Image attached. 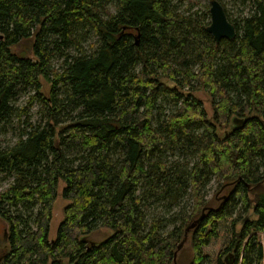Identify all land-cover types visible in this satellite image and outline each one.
<instances>
[{"label": "trees", "instance_id": "16d2710c", "mask_svg": "<svg viewBox=\"0 0 264 264\" xmlns=\"http://www.w3.org/2000/svg\"><path fill=\"white\" fill-rule=\"evenodd\" d=\"M246 1L217 43L173 0H0V264H177L203 212L186 264H264V0Z\"/></svg>", "mask_w": 264, "mask_h": 264}, {"label": "rangeland", "instance_id": "374dc122", "mask_svg": "<svg viewBox=\"0 0 264 264\" xmlns=\"http://www.w3.org/2000/svg\"><path fill=\"white\" fill-rule=\"evenodd\" d=\"M221 3L226 7L227 9V14L229 17H231L233 20L238 19L244 14L250 12L251 10V4L248 1L243 0H220ZM175 4L178 5V8L182 10L183 12H191L196 14L198 17H206L205 12H209L207 21H211V14H210V5H211V0H173ZM88 46V45H87ZM43 80V78H42ZM167 85H169V82L167 80L164 81ZM43 87L42 91L47 92L50 89V83L46 80L42 81ZM29 92H21L17 97H16V104L22 105L25 103L27 100L28 96L30 95ZM196 96L199 97L203 103L204 107L208 110V115L211 117L212 115V104L210 101V96L208 93L204 90L196 91L195 92ZM160 104L163 106H167L168 101L166 99H160ZM31 116L33 119L37 120L39 119L38 113H37V107L31 109ZM232 124H237V121H232ZM17 125V122H16ZM15 124H12L11 126H8L7 131L4 132L3 130L0 129V144L2 146L12 143L16 140L15 137ZM167 160L170 162H175V161H186L188 162H193V157L191 156H183V155H178V156H166ZM9 178L6 177V175L3 172H0V191L6 188L8 185ZM65 186V181L60 179L59 184H58V192H57V198L54 202L53 205V216L52 220L50 222V232H49V238L51 240H54L57 236V230L60 222L62 221L64 217V207L65 205L69 202L68 199H65L62 195V190L63 187ZM217 188V184L214 180H211L208 185L204 188L205 189V194L206 198L209 199L214 191ZM262 192H264V186L260 188ZM190 195H191V190L187 189V191L184 193V196L181 198V200L175 205L177 208H181L183 206H192L191 200H190ZM176 209V208H175ZM173 209V210H175ZM165 210V206L161 203H153L151 206L150 214L154 213H159L161 214L160 216L167 215L163 211ZM168 216V215H167ZM4 225L0 220V240H3V233H4ZM112 234V229L106 228V227H101L96 229L94 232H92L90 236V240L94 242H101L105 238L109 237ZM189 237V238H188ZM183 244L185 245V248L183 250L178 251L177 253V264H186L188 260L192 258V243L190 241V236L187 235L186 239L183 241Z\"/></svg>", "mask_w": 264, "mask_h": 264}, {"label": "water", "instance_id": "95a60500", "mask_svg": "<svg viewBox=\"0 0 264 264\" xmlns=\"http://www.w3.org/2000/svg\"><path fill=\"white\" fill-rule=\"evenodd\" d=\"M210 14H211V22L207 26V30L213 34L215 41L217 43H219L222 40V38L233 39L236 36V27L228 19L225 8L223 7V5L219 0H211ZM0 103H1V99H0ZM234 120L237 121V124L235 125H238L241 122H244L245 118H234ZM203 213L200 216V218L203 217ZM250 213H252V210L250 211ZM200 218L193 221L189 226L186 227L184 240L186 239L189 230L197 224Z\"/></svg>", "mask_w": 264, "mask_h": 264}, {"label": "bare ground", "instance_id": "6f19581e", "mask_svg": "<svg viewBox=\"0 0 264 264\" xmlns=\"http://www.w3.org/2000/svg\"><path fill=\"white\" fill-rule=\"evenodd\" d=\"M234 24V23H233Z\"/></svg>", "mask_w": 264, "mask_h": 264}]
</instances>
